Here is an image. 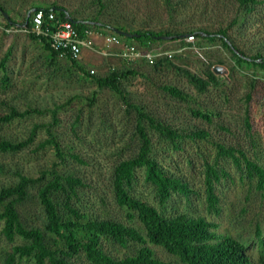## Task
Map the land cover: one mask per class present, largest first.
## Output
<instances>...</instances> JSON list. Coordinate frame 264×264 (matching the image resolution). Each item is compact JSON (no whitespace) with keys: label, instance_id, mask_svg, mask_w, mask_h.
<instances>
[{"label":"rangeland","instance_id":"374dc122","mask_svg":"<svg viewBox=\"0 0 264 264\" xmlns=\"http://www.w3.org/2000/svg\"><path fill=\"white\" fill-rule=\"evenodd\" d=\"M27 1L28 8L25 7L27 11L24 13H28L31 5L36 6L34 4L37 2L50 4L52 0ZM182 1L179 4L173 0L174 5H168L164 0H104L108 8L102 9L95 0H60L64 5L71 9L77 8L88 16L100 9L102 15L109 16L112 4L118 14L124 12L125 20L132 22L134 27L156 32L168 30L185 33L191 29L204 28L215 33L221 27H230L232 20H237V24L229 29L237 47L248 56L258 50L264 54V4L247 14L239 11L235 0H184L185 4ZM18 2L13 0V3ZM95 44L99 51H103L99 40L95 39ZM149 50L173 52L169 67L155 71L145 61L128 64L119 56H104L94 50L90 51L96 52V56L90 61L83 58L73 65L68 59L59 56L53 58L41 42L33 41L25 32L1 31L0 63L8 57L6 65L10 83L7 89L0 87V115L7 113L9 107L14 105L20 111L35 109L42 114L33 112L12 123L0 124V139H12L15 142L28 139L33 127L41 126L35 135L36 142L24 151L0 152V189L16 183L18 171L39 178L43 170L50 169L56 163L63 172L90 177L97 185L87 189L83 198L85 201H96L95 211L106 212L126 221V212L119 210L111 196L110 178L112 169L120 160L137 153L140 141L135 135L138 116L135 105L179 131L190 133L204 130L209 133L207 139L184 138L181 144L184 150L179 151L173 149L169 138L163 137L145 123L153 154L186 175L194 183L195 190L203 189L202 165L205 160L212 161L215 158L217 144L242 149L264 167V70L239 65L234 54L219 40L208 42L195 37L193 42H188L169 39L153 44ZM118 51L117 48L111 50ZM217 62H222L220 66L225 67L227 72L218 75L220 80L210 84L205 92L190 84L184 72L180 71L183 69L202 76L211 64ZM79 67L85 72L80 71ZM127 68L136 73L120 80L123 96L110 88H100L95 79L87 74L94 69V77H102ZM2 76L3 69L0 67ZM164 85L180 89L188 99L172 97L163 90ZM194 110L208 113L210 121L193 115ZM53 111L57 113L53 115ZM247 115L252 125L250 131L244 121ZM77 118L80 123L76 130L73 125ZM54 119H57L56 122ZM48 128L63 151L79 155L84 163L67 155L60 162L51 145H47L44 150H37V142L50 138ZM220 164L231 177L223 179L216 188L221 207L219 214L207 210L204 192L199 196L193 195L191 204L186 199H172L167 212L174 214L183 211L193 216H206L219 224V233L247 243L248 254L257 261L259 245L256 229L260 224L264 232V190L258 191L257 181L250 180L246 172L237 171L231 161L220 160ZM139 173L137 194L158 206L151 188L142 182V172ZM99 196L106 199L107 205H101ZM17 210L27 227H39L45 231L37 185L30 186L28 199L19 203ZM135 225L139 227L137 221ZM2 227L3 222L0 221V264L3 255L10 252L13 246L1 233ZM46 238L52 248L62 247V244L55 242L56 236L48 234ZM15 243H21V240L16 239ZM108 247L116 255L131 251L113 245ZM153 248L159 259L171 264H183L163 248ZM71 260L77 264H89L83 257ZM22 264L31 262L24 261Z\"/></svg>","mask_w":264,"mask_h":264},{"label":"trees","instance_id":"16d2710c","mask_svg":"<svg viewBox=\"0 0 264 264\" xmlns=\"http://www.w3.org/2000/svg\"><path fill=\"white\" fill-rule=\"evenodd\" d=\"M164 1L168 5H174L173 0ZM177 1L180 4L181 0H174V2ZM185 1L187 2V0ZM185 1L182 2L185 4ZM235 1L239 6V11L247 14L253 13L259 5L264 4V0ZM95 2L102 9L108 8L104 0H95ZM110 6H112V13L109 16L102 15L101 9L90 16L84 15L81 10L71 9L60 0H52L44 9L57 8L56 13L62 20H65L66 14H68L75 21H81L74 23L80 33H83L88 27H92L105 33H112L113 28H117L136 34L137 36L133 38L121 37L126 41L137 43L143 49H150L153 44L165 41L156 39L157 36H172L170 41H185V37L192 33L195 37L203 38L208 42L219 40L234 54L239 65L258 67L264 70L263 51L258 50L254 55L248 56L243 49L237 47L235 39L229 34V29L237 24V20H232L230 27H221L215 33L206 31L204 28L191 29L185 33L168 30L156 32L147 28L134 27L132 22L125 20L124 12L118 14L115 6L112 4ZM0 9L4 10L1 4ZM31 18L32 15L29 17V26ZM26 19L27 14L24 15V20ZM262 23L264 25V19ZM8 25L10 26L9 23ZM181 35L185 36L181 37ZM29 37L33 41L41 42L53 58L57 57V52L50 47L45 39H39L33 35H29ZM7 58L0 63V67L3 69L0 87L5 89L10 83V78L7 75ZM69 62L77 65L76 61L69 60ZM221 63L211 64L202 76L183 69L180 71L184 72L190 84L205 92L210 84L220 80L221 77L213 72V67ZM151 66L155 71L163 70L169 67V59L160 58ZM79 68L80 71L85 72V69ZM135 73L136 71L130 68L112 71L102 77H94L87 72L89 77L95 79L100 88H110L121 96H123V92L120 89V80ZM162 88L174 98L188 99L187 95L176 87L164 85ZM134 109L138 113L135 135L140 141L137 153L128 159L120 160L112 169L110 178V192L113 201L119 210L126 212L127 220L108 215L106 212H97L94 209L96 201L93 199L83 200L86 190L97 186L90 177L73 174L70 171L63 172L56 163L50 169L43 170L39 178H33L18 171L16 172L18 181L0 189V221L3 222L1 233L7 241L13 243L11 251L3 255L2 264H22L24 261H30L31 264H77L76 261L72 262L71 260L76 257H83L89 264H171L159 259L153 246L163 248L167 253L176 256L183 264H264V232L260 224L256 229L259 257L257 261H254L248 254V244L233 236L219 233L217 222L211 221L203 215L193 216L183 211L174 214L167 212L172 199H186L187 203L191 204L193 195L199 196L201 192H204L207 210L219 214L221 207L216 188L223 179L231 177L227 169L220 164V160L231 161L237 171L246 172L250 180H256L258 191L264 190V167L257 160L249 157L242 149L217 144L215 158L212 161L205 160L202 165L203 189L195 190L194 183L186 175L177 172L170 166V163L158 159L153 154L152 141L145 123L147 122L149 128L159 132L163 137L169 138L173 149L179 151L184 150L181 145L184 138L207 139L210 136L209 133L204 130L191 131L190 133L179 131L158 121L155 116L144 112V109L138 105H135ZM33 112L42 114L41 111L35 109L20 111L15 105L11 106L7 113L0 115V124L12 123ZM56 113L53 111V115ZM193 115L210 121V116L205 111L194 110ZM56 120L54 119V122ZM244 121L250 131L252 125L249 115ZM79 123L80 120L77 118L73 125L76 130ZM40 127V125H35L28 139L21 142L0 139V152L24 151L29 145L36 142L35 135ZM49 135V139L36 143L37 150H44L47 145H51L60 162H63L67 155L80 161L81 164L84 163L79 155L71 151H63L62 146L50 131ZM139 172H142L143 184L151 188L158 206L137 194ZM35 185L38 186V197L43 208L45 231L39 227H27L17 210V205L28 199L30 186ZM99 198L102 206L107 205L103 196H99ZM136 221L139 227L135 225ZM48 234L56 236L55 242L62 244V247L52 248L46 238ZM16 239H20L21 243H15ZM108 244L131 251L124 255H116L108 247Z\"/></svg>","mask_w":264,"mask_h":264},{"label":"built area","instance_id":"2783aa9c","mask_svg":"<svg viewBox=\"0 0 264 264\" xmlns=\"http://www.w3.org/2000/svg\"><path fill=\"white\" fill-rule=\"evenodd\" d=\"M31 15L30 26L23 28L15 25L9 26L8 22L0 14V32L12 33L16 30L39 39H45L50 47L57 52V56L76 62H80L83 59L84 51L88 49L104 56H119L128 64L135 61H145L147 64L153 65L160 58L171 59L174 56L171 51L153 52L149 49H143L137 43L126 41L115 32L104 33L88 27L83 33H80L75 28L74 22L70 20L68 14H66L67 18L62 20L53 8L50 10H45L44 7L34 8L30 13ZM100 35L103 51H99L95 44V39ZM185 38L186 41L193 42L195 35L191 33ZM114 48L119 49V51L111 52ZM89 73L93 75L95 70L92 69Z\"/></svg>","mask_w":264,"mask_h":264},{"label":"crops","instance_id":"0c3cea01","mask_svg":"<svg viewBox=\"0 0 264 264\" xmlns=\"http://www.w3.org/2000/svg\"><path fill=\"white\" fill-rule=\"evenodd\" d=\"M18 4L17 3H13V0H0V4L2 5V7L4 8V11H6L8 13V15L11 17L13 24H19V23H23L24 20V15L27 13H24L23 11H27V9L25 7L28 8V1L27 0H18ZM37 1H34L33 3H35ZM34 5L36 6H32L31 9L32 10L34 8L37 7H43V6H48L49 4H46L42 1L35 3ZM2 15V13H0ZM3 16V15H2ZM24 20V21H23ZM97 40H99V42L102 44V38L101 35L97 37ZM102 48V47H101ZM96 56V52L93 53V51L90 50H86L84 51L83 54V58L86 61H90V59H92V57Z\"/></svg>","mask_w":264,"mask_h":264},{"label":"water","instance_id":"95a60500","mask_svg":"<svg viewBox=\"0 0 264 264\" xmlns=\"http://www.w3.org/2000/svg\"><path fill=\"white\" fill-rule=\"evenodd\" d=\"M55 10H58L57 8H53ZM32 10L29 11L28 13V16L30 17V13H31ZM0 13H2L3 17L12 25L13 24V21L11 19V17L8 15V13L2 9H0ZM29 17H27V19L23 22V23H19V24H14L16 26H19V27H27L28 24H29ZM70 20L74 23H79L81 21H75L73 18L69 17ZM113 32L121 35V36H124V37H128V38H133V37H136L137 35L136 34H132V33H128V32H125V31H122V30H119L117 28H113ZM185 35H181V37H184ZM156 39H163V40H169V39H172V36H157ZM213 72L216 74V75H224L226 72H227V69L223 66H220V65H215L213 67Z\"/></svg>","mask_w":264,"mask_h":264},{"label":"clouds","instance_id":"9594fccd","mask_svg":"<svg viewBox=\"0 0 264 264\" xmlns=\"http://www.w3.org/2000/svg\"><path fill=\"white\" fill-rule=\"evenodd\" d=\"M6 20V19H5ZM7 21V20H6ZM8 22V21H7ZM9 23V22H8ZM10 24V23H9ZM11 25V24H10ZM12 25H14V24H12ZM16 26V25H15Z\"/></svg>","mask_w":264,"mask_h":264},{"label":"flooded vegetation","instance_id":"af4514ba","mask_svg":"<svg viewBox=\"0 0 264 264\" xmlns=\"http://www.w3.org/2000/svg\"><path fill=\"white\" fill-rule=\"evenodd\" d=\"M28 13H29V12H28ZM28 13H27V17H29V16H28Z\"/></svg>","mask_w":264,"mask_h":264}]
</instances>
